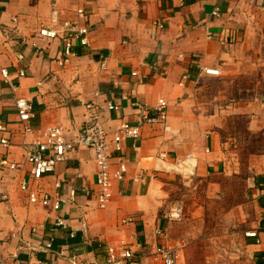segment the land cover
<instances>
[{
  "label": "crops",
  "instance_id": "1",
  "mask_svg": "<svg viewBox=\"0 0 264 264\" xmlns=\"http://www.w3.org/2000/svg\"><path fill=\"white\" fill-rule=\"evenodd\" d=\"M78 7L88 12L91 46L76 45L77 56L61 66L63 40L42 37L40 30L54 25L55 10L61 20L75 19ZM159 21L165 26L154 36ZM205 67L220 74L205 73ZM2 68L10 71L15 91L3 81ZM18 98L36 111V133L26 138L17 123ZM160 98L170 103L171 130L146 126L139 148L125 142L129 171L114 181L106 209L93 194L97 165L85 147L43 179L50 205L32 204L19 189L29 169L24 141L56 125L73 137L92 101L122 106L103 114L115 129L122 119L136 121L131 101L153 106ZM0 114L11 130L10 159L21 164L0 171L1 255L20 253L48 264H72L75 255L82 264H107L106 245L124 244L134 256L122 264H162L153 258L156 246L185 241L182 264H264L261 0H0ZM59 197L64 202L56 209ZM174 208L182 210V220L167 218ZM59 217L65 227H56ZM248 231H257L262 242ZM49 236L50 253L20 250L24 241L39 246Z\"/></svg>",
  "mask_w": 264,
  "mask_h": 264
},
{
  "label": "built area",
  "instance_id": "2",
  "mask_svg": "<svg viewBox=\"0 0 264 264\" xmlns=\"http://www.w3.org/2000/svg\"><path fill=\"white\" fill-rule=\"evenodd\" d=\"M264 3V0H261ZM75 19L60 18V13L55 10L52 15L51 27H44L40 30V35L47 38H60L63 40V57L59 59L61 66H65L71 58L76 57L77 53L74 50L76 45L91 46L90 33L91 27L87 24L88 12L84 7H78L76 10ZM216 15L219 13L216 11ZM164 22L156 23L152 34L155 36L158 29L164 28ZM101 68L106 70V60L101 63ZM203 72L219 75L220 70L205 67ZM2 78L12 90L17 89V85L11 79V73L7 68L1 70ZM134 76L137 72L132 73ZM20 75L24 76L23 69ZM187 78V77H185ZM103 94L98 90L95 92L96 97H101ZM123 98H128L122 95ZM131 107L135 110L137 119L134 122L122 119L115 129H110L106 125L103 114L107 111H119L122 106L116 101L105 100L104 102L92 101L86 104L87 113L81 129L70 137L65 129L61 126L47 127L41 135L35 139L24 141L21 145L24 152V163L29 165V169L25 177L19 184V189L28 195V199L32 204L50 205L52 196L43 189V179L56 172L57 166L65 162L70 153L76 149L85 147L93 152L94 160L97 165L96 173V189L93 194L97 200L98 206L101 209H106L111 203L114 192V181H122L126 178L129 171L127 159L123 155L124 145L126 141L132 142L134 149L139 148L142 131L146 126H162L165 131H170L169 125V107L170 103L165 98H160L153 106L145 101L135 99L131 101ZM15 110L18 115V125L24 138L36 133V128L33 125V120L36 117V111L31 101L18 98L15 101ZM0 145L4 149V153L0 155V171L12 170L17 171L21 168L19 162L12 161L9 155V149L12 147L11 130L9 122L3 119L0 114ZM209 151V150H207ZM114 154H117L118 161L113 162ZM166 154H160V158H166ZM188 158H193L189 156ZM142 178H145L142 175ZM136 180H139L136 178ZM63 183L57 181L55 187L61 188ZM5 198V197H4ZM64 200L59 197L54 207L59 209ZM171 221H180L183 218V212L180 208L171 209L166 215ZM132 219L124 220L123 222H132ZM56 227H65V219L59 217L55 221ZM156 234L159 237L164 235L161 228L156 229ZM247 237L257 239V243L262 240L257 231L246 232ZM2 239L0 237V244ZM27 246H22L20 250L28 247V251H43L50 253L54 249V238L49 236L39 246H33L29 243H22ZM186 246V242L182 241V246L174 247L167 246L163 243L156 246L153 252L155 261L162 264H182L179 262L182 249ZM133 251L126 245L119 246L106 245V262L107 264H122L125 261L132 259ZM72 264H82L77 256L71 257ZM0 264H48V261L42 259L24 260L20 253L10 257L1 255Z\"/></svg>",
  "mask_w": 264,
  "mask_h": 264
},
{
  "label": "rangeland",
  "instance_id": "3",
  "mask_svg": "<svg viewBox=\"0 0 264 264\" xmlns=\"http://www.w3.org/2000/svg\"><path fill=\"white\" fill-rule=\"evenodd\" d=\"M14 182V181H13Z\"/></svg>",
  "mask_w": 264,
  "mask_h": 264
}]
</instances>
